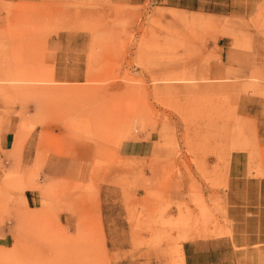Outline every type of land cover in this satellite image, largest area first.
<instances>
[{"label":"rangeland","instance_id":"1","mask_svg":"<svg viewBox=\"0 0 264 264\" xmlns=\"http://www.w3.org/2000/svg\"><path fill=\"white\" fill-rule=\"evenodd\" d=\"M0 105L33 194L0 264H192L264 211V0H0Z\"/></svg>","mask_w":264,"mask_h":264},{"label":"crops","instance_id":"2","mask_svg":"<svg viewBox=\"0 0 264 264\" xmlns=\"http://www.w3.org/2000/svg\"><path fill=\"white\" fill-rule=\"evenodd\" d=\"M0 105V172L2 168L21 166L25 161L26 141L17 138L16 120ZM149 143H121L119 155L145 156L152 153ZM235 156H231V165ZM49 166L48 163L45 164ZM6 187V188H5ZM3 191V192H2ZM6 183L0 179V242L7 239L8 211L32 208L33 194L9 198ZM230 234L210 237L206 241L186 242L184 254L192 264H264V211H237L228 208Z\"/></svg>","mask_w":264,"mask_h":264}]
</instances>
